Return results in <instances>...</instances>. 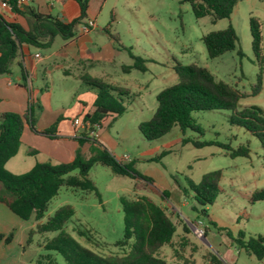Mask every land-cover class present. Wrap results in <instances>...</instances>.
Returning a JSON list of instances; mask_svg holds the SVG:
<instances>
[{"label": "rangeland", "instance_id": "obj_1", "mask_svg": "<svg viewBox=\"0 0 264 264\" xmlns=\"http://www.w3.org/2000/svg\"><path fill=\"white\" fill-rule=\"evenodd\" d=\"M100 6L99 27L106 28L110 22L108 33L112 35L111 41H115L119 55L115 62L102 64L89 75L102 78L107 84L130 94L127 112L110 128L109 119L101 143L118 160L129 156L130 161L125 163L133 161L136 172L153 183L136 176H117L110 168L96 164L89 179L98 188L102 200L94 193L62 187L49 205V214L64 205L74 206L76 214L68 223L67 231L80 244L101 255L121 256L128 251L127 247L115 246L125 232L121 198L137 200L148 197L165 209L177 226L173 245L160 251V256L171 264H181L182 258L194 264H211L212 254L225 264H264V260L239 251L233 241L240 231L247 238L264 235V201L252 202L251 199L255 191L264 189V148L259 140L245 129L232 125V113L227 111L195 112L193 117L202 133L192 130L183 133L174 128L162 139L147 141L139 131L140 124L149 121L155 113L158 94L178 84V76L173 70L176 63L205 67L217 80L245 94H251L258 84L262 67L261 92L241 100L239 110L246 106L264 109V15L260 22V60L253 52L250 25L243 24L242 16L239 18L242 21L234 20L239 39L237 49L211 59L202 38L226 29L227 19L217 24H213L209 16L197 19L191 5L182 4L181 0H109L104 7ZM102 36L106 40V35ZM61 43L58 37L54 48L59 49ZM127 49L135 57L147 61L146 73L138 70L124 72V66L133 64ZM239 51L242 57L238 55ZM41 52L48 55L50 51ZM46 64L51 62L46 61ZM48 82L49 92L44 90L40 94L44 109L42 129L47 131L55 127L57 135H61L57 142L60 146H67L70 140L59 132L61 121L57 122L58 115H63L66 121L74 119L76 112L73 109L82 95V83L73 76L66 78L60 70L50 73ZM38 83L42 85V80L39 79ZM84 136H90V130L85 129ZM184 139L191 143L183 144ZM41 140L50 146L53 144L52 139ZM192 142L213 144L197 148ZM220 144L230 145L232 149L248 146L249 157L232 159ZM81 153L84 159L91 158L86 147L81 148ZM36 159L45 162L47 157L40 155ZM219 170L222 172L220 192L213 205L199 206L191 191L185 197L183 191L189 189V181L198 184L205 174ZM184 224L188 225L190 232L184 231ZM77 228L88 230L93 240L89 242L79 237L75 232ZM54 237L55 234L33 235L26 258H31L32 264H38V260L39 264H66L61 255L47 252L43 247Z\"/></svg>", "mask_w": 264, "mask_h": 264}, {"label": "trees", "instance_id": "obj_2", "mask_svg": "<svg viewBox=\"0 0 264 264\" xmlns=\"http://www.w3.org/2000/svg\"><path fill=\"white\" fill-rule=\"evenodd\" d=\"M75 1L79 6L80 14L70 23H64L51 15H43L29 9L32 22L28 30L17 22H9L0 12V76L10 72L12 63L18 58L24 46L39 51L48 50L53 46L56 37L64 41L75 38L76 27L88 19L90 0ZM240 1L242 0H181V3H189L197 19L209 16L212 23L216 24L218 21L229 19ZM22 8L13 6L11 10L15 14L24 15ZM250 31L253 52L260 60L262 32L261 24L255 18L250 20ZM238 40L237 33L232 26L211 32L202 38L211 59L235 51ZM127 51L133 64L124 66V72L138 70L146 73L148 71L147 61L135 57L130 50L127 49ZM238 55L243 56L241 51ZM173 70L178 76V84L158 94V106L155 113L149 121L139 126V131L145 140L162 139L174 128H179L183 133L187 130L202 133L201 129L196 126L193 117L195 112L227 111L232 113L230 123L245 129L256 137L264 148V109L258 106H246L239 110L241 100L249 96H257L261 92L262 67L258 75V84L251 94L242 93L237 88L217 80L207 68L196 64L184 66L176 63ZM23 74L25 78L24 69ZM81 80L87 87L97 91L93 113L83 117L84 122L91 124L90 131L95 125L102 126L107 118L111 119L109 125L111 127L127 112L130 105H126L130 99L129 92L109 85L103 79L94 78L88 73L83 74ZM34 108L33 99L30 98L28 111L24 116L16 113L0 114V204L8 207L21 220H33L36 223L35 228L29 234V239L31 240L35 234H55L54 238L46 242L44 249L47 252L61 255L66 264H171L160 256V251L166 246L173 245L177 226L165 209L148 197H141L137 200L121 198L125 232L123 238L118 240L115 246L128 248L127 253L121 256L101 255L80 244L67 231L68 223L76 214L74 206L64 205L49 214V205L62 187L84 193H94L100 201L102 200L98 188L89 179L90 171L96 164L110 168L117 176H136L153 183L150 178L136 172L133 161L128 163L119 161L97 138L91 139L86 136L84 139H79L81 146L87 141L91 144L89 149L91 158L88 160L84 159L79 148L68 163L58 165L38 163L31 171L22 175H15L6 170V164L19 152L25 124H28L35 134L56 140L55 127L44 132L37 131ZM188 143H191L190 140H183V144ZM192 144L201 148L213 143L192 142ZM220 147L232 159L248 158L250 154L248 146L232 149L230 145L220 144ZM75 172L76 174H73ZM221 179L222 172L219 170L205 174L198 184L189 181V189L183 191L185 197L191 191L199 206L205 208L213 205L219 196ZM251 199L252 202L264 201V189L255 191ZM183 228L185 232H190L187 224H184ZM75 232L89 242L93 240L88 230L77 228ZM3 239L4 237L0 235V241ZM10 240L11 238L6 239L7 242ZM233 241L239 251H245L260 261L264 260V235L247 238L246 234L240 231L237 238L233 237ZM43 258L45 257H41ZM182 259L181 264H194L186 258ZM211 264L225 263L212 254Z\"/></svg>", "mask_w": 264, "mask_h": 264}, {"label": "crops", "instance_id": "obj_3", "mask_svg": "<svg viewBox=\"0 0 264 264\" xmlns=\"http://www.w3.org/2000/svg\"><path fill=\"white\" fill-rule=\"evenodd\" d=\"M108 1L90 0L88 19L76 27L75 38L70 41H64L61 38L64 44L61 43L59 49H55L54 44L58 38L56 37L53 46L48 49L50 51L48 55H44L41 51L32 47L24 46L18 58L12 63L10 72L0 76V114L16 113L24 116L28 111L29 99L32 98L35 107V128L39 132H44L41 125L44 118L41 115L44 109L40 104V94L44 90L49 92L48 78L50 77V73L54 74L60 70L66 78L73 76L77 81L82 83L81 87L83 91L78 99L77 106L73 109L76 113L72 121H66L67 119H64L63 115H58L57 122L61 121L59 132L60 134H64L63 138L70 140V144L60 146L57 141L61 135H57V132H55L54 136L56 140H51L53 144L50 146L41 140L47 139V137L35 134L30 126L25 124L19 152L6 164V170L10 173L15 175L28 173L38 163H51L53 165L68 163L73 159L79 147L80 149L83 147H86L88 150L90 149L91 144L89 141L85 142L82 146L79 144V139L86 137L84 136L85 129L83 127H75L74 120L77 118L83 119L86 114H92L97 97V91L87 87L81 80V76L85 73L91 74L94 69L102 64H112L119 55L118 50L114 46L115 41H111L112 35L108 33L110 22L106 28L100 29L99 27V17L102 13L100 5L104 7ZM98 6L99 8H97ZM29 9L43 15H51L64 23L74 21L80 14L79 6L75 0H34L21 9L24 15L15 14L9 9L4 10L0 6V12L6 14L4 15L9 22H17L27 30L30 28L32 22V18L28 12ZM256 13L258 14L256 15ZM263 15L264 0H242L235 6L231 17L227 19V28L232 26L235 29L234 20L238 19V21H242V19H239L241 16L243 17V24L250 25L251 18L262 22L261 16ZM88 21H93L95 27L90 32L83 33L82 28ZM103 34L106 35V40L103 38ZM36 54L41 55V59H36ZM46 61H50L51 64H46ZM70 66L74 68L75 73L69 69L71 68ZM27 68L34 72L31 91L25 87L26 76L25 78L23 76V69L26 72ZM91 76L99 78L94 75ZM39 79L42 80V85H39ZM108 121L109 118L105 119L97 131L98 137L96 138L100 143L103 140V130L107 123H109ZM53 123L54 121L51 122V124ZM109 125L108 127L110 128ZM87 137L93 138L91 135ZM40 155L47 157V160L45 162L38 161L36 158ZM27 169L29 171H25ZM35 225L36 223L33 220L23 221L9 210L8 207L0 204V235L4 237L0 241V264H32L33 261L31 258L27 259L26 254L30 251V244L32 242L29 239V234L35 228ZM7 238H11V240L7 242Z\"/></svg>", "mask_w": 264, "mask_h": 264}, {"label": "built area", "instance_id": "obj_4", "mask_svg": "<svg viewBox=\"0 0 264 264\" xmlns=\"http://www.w3.org/2000/svg\"><path fill=\"white\" fill-rule=\"evenodd\" d=\"M34 0H0V6L2 9H9L11 10L13 6L18 8H22L26 5H29ZM95 27V23L93 21H88L86 25L83 26L82 31L83 33L90 32ZM36 59H41V55L36 54ZM33 79H34V72L30 69H26V80H25V87L27 90L31 91L33 86ZM75 127H83L84 129L90 130L91 124L89 122H84L83 119L77 118L74 120ZM101 126L95 125L94 129L90 131V135L92 137H98L97 131L100 129ZM130 161L129 156H124L122 159H119L121 162Z\"/></svg>", "mask_w": 264, "mask_h": 264}]
</instances>
